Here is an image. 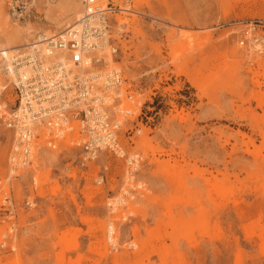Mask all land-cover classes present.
<instances>
[{
    "label": "rangeland",
    "instance_id": "rangeland-1",
    "mask_svg": "<svg viewBox=\"0 0 264 264\" xmlns=\"http://www.w3.org/2000/svg\"><path fill=\"white\" fill-rule=\"evenodd\" d=\"M14 1L18 20L0 0V51L83 11ZM114 1L129 10L109 14V63L140 103L119 139L139 168L60 144L13 171L0 128V240L15 222L0 264H264V0Z\"/></svg>",
    "mask_w": 264,
    "mask_h": 264
},
{
    "label": "built area",
    "instance_id": "built-area-1",
    "mask_svg": "<svg viewBox=\"0 0 264 264\" xmlns=\"http://www.w3.org/2000/svg\"><path fill=\"white\" fill-rule=\"evenodd\" d=\"M82 5L79 25L57 33L40 31L9 60L0 58V128L14 134L11 169L30 166L38 146L54 149L66 144L80 148L87 157L106 150L123 158L127 175L133 178L141 156L127 153L119 131L140 103L122 87L120 70L108 67L104 51H99L107 43L111 54L116 52L109 14L124 9L114 0H82ZM10 14L16 20L22 17L14 0ZM3 200L10 203L7 214L13 216L10 193ZM6 229L1 233L0 256L7 250L4 233L12 232L15 222Z\"/></svg>",
    "mask_w": 264,
    "mask_h": 264
},
{
    "label": "bare ground",
    "instance_id": "bare-ground-1",
    "mask_svg": "<svg viewBox=\"0 0 264 264\" xmlns=\"http://www.w3.org/2000/svg\"><path fill=\"white\" fill-rule=\"evenodd\" d=\"M85 10V8H84V6H83V11ZM124 10L125 11H127V10H129V9H127V8H124ZM82 11V12H83ZM94 16V15H93ZM95 16H97V15H95ZM94 16V17H95ZM82 18H83V15H82V13L80 14V16L78 17V19L76 20V22L75 23H73V24H71L69 27H71V26H73V25H79L80 23V21L82 20ZM249 35V34H248ZM101 41H105V39L104 38H102V40ZM30 42H28L27 44H25L24 46H23V48L22 49H24L28 44H29ZM103 48L102 49H99V51H101V54H102V52H103V61H105L106 62V64H107V66L108 67H114V66H111L110 65V63H109V59H108V57L109 56H111L112 54H111V52H110V49L109 48H111V47H109L108 45H107V43H104V45L102 46ZM109 47V48H108ZM98 49H97V51H98ZM94 51H96V50H94ZM16 52H10V51H6V50H3V51H0V58L1 59H6V60H9V58H10V56L11 55H14ZM98 55V54H97ZM117 68V67H116ZM118 69V68H117ZM125 92H123V91H121V95H122V97H124L125 96ZM120 95V96H121Z\"/></svg>",
    "mask_w": 264,
    "mask_h": 264
}]
</instances>
